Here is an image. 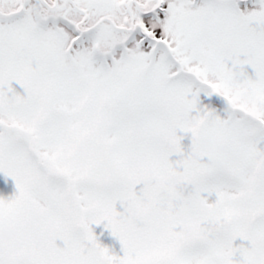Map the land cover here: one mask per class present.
Here are the masks:
<instances>
[{"label": "snow or ice", "instance_id": "6c2138e0", "mask_svg": "<svg viewBox=\"0 0 264 264\" xmlns=\"http://www.w3.org/2000/svg\"><path fill=\"white\" fill-rule=\"evenodd\" d=\"M0 264H264V0H0Z\"/></svg>", "mask_w": 264, "mask_h": 264}]
</instances>
